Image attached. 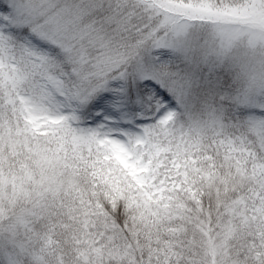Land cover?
I'll return each instance as SVG.
<instances>
[{
  "label": "snow or ice",
  "instance_id": "snow-or-ice-1",
  "mask_svg": "<svg viewBox=\"0 0 264 264\" xmlns=\"http://www.w3.org/2000/svg\"><path fill=\"white\" fill-rule=\"evenodd\" d=\"M0 264H264V0H0Z\"/></svg>",
  "mask_w": 264,
  "mask_h": 264
}]
</instances>
